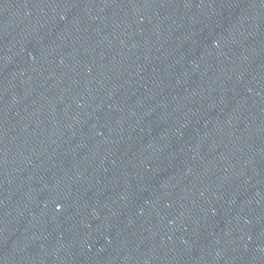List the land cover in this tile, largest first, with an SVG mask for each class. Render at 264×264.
<instances>
[{
	"label": "water",
	"instance_id": "95a60500",
	"mask_svg": "<svg viewBox=\"0 0 264 264\" xmlns=\"http://www.w3.org/2000/svg\"><path fill=\"white\" fill-rule=\"evenodd\" d=\"M128 0H0V174L47 101Z\"/></svg>",
	"mask_w": 264,
	"mask_h": 264
}]
</instances>
